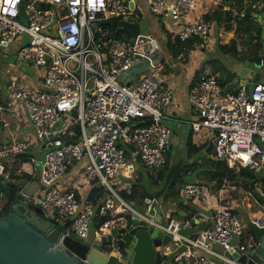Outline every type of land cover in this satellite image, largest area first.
<instances>
[{
    "label": "built area",
    "instance_id": "2783aa9c",
    "mask_svg": "<svg viewBox=\"0 0 264 264\" xmlns=\"http://www.w3.org/2000/svg\"><path fill=\"white\" fill-rule=\"evenodd\" d=\"M152 13L170 17L178 28L173 38L196 39L195 45L209 47L214 30V18L199 14L193 20L187 15L197 0H145ZM134 0H0V48H8L19 32H26L30 41L20 46L18 58L33 64L40 83L31 88L24 81L6 85L8 98L0 101V110L16 109L23 101L28 118L35 129V140L44 153L39 160L40 190L24 193L28 200L40 205L46 213L61 222L71 219L68 233L81 238L90 234L89 226L97 213L91 198L83 203L79 187L61 186L62 176L77 167L87 183L96 182L118 198L99 206L108 217L128 209V204L115 189L119 177L132 187L137 161L157 175L166 165L172 129L163 122L164 109L171 103L174 91L165 84L164 61L157 57L148 37L140 33L121 38L114 34L106 19L138 17ZM244 15V11H241ZM25 17L27 22H22ZM184 18V22L181 19ZM21 41V40H20ZM147 63L148 72L136 82H128L135 64ZM264 68V56L260 58ZM77 71L79 74H77ZM189 102L195 117L189 122L192 131H211L210 158L224 161L235 172L254 166H264V149L256 139L264 141V82L258 81L253 90L240 85L227 91L218 77L209 74L194 82L189 90ZM152 119L140 124L144 118ZM0 120H4L0 117ZM31 139H17L0 149L3 159L13 163L18 154L25 153ZM1 170L4 164L0 163ZM9 178V177H8ZM226 183L211 191L210 183L184 181L179 186L183 201L202 200L201 209L192 217L181 219L169 206L168 220L162 227L171 234L165 249L173 253V262L182 264H216L208 255L217 257L220 264L230 260L224 251L233 247L236 236L244 234V226L234 207L225 203ZM254 188L261 190L257 182ZM23 192V188L20 189ZM128 190V191H129ZM251 190H245L251 194ZM2 200L0 199V205ZM211 209V222L191 235L180 233L181 228L195 225V218L207 216L203 208ZM49 210V212L47 211ZM140 216L149 223L160 225L153 217ZM264 227V215H248L247 223ZM111 220L102 224L109 229ZM257 239L239 243L241 250L255 247ZM213 244L221 246L222 251ZM182 246H184L182 248Z\"/></svg>",
    "mask_w": 264,
    "mask_h": 264
},
{
    "label": "water",
    "instance_id": "95a60500",
    "mask_svg": "<svg viewBox=\"0 0 264 264\" xmlns=\"http://www.w3.org/2000/svg\"><path fill=\"white\" fill-rule=\"evenodd\" d=\"M245 15L252 16L261 25L264 24V11H252L250 6L245 8ZM105 25H120L134 41L140 33L136 21L106 19ZM260 42L264 48V27L261 29ZM261 55L250 57L236 63L240 84L253 90L258 81L264 82V68L260 66ZM152 119H148L151 121ZM0 145V149H1ZM4 159L0 154V163ZM250 174V182H260L261 190L252 188L251 195L264 207V166L257 169L254 166L245 168ZM36 182L38 176H34ZM14 179L5 176L0 167V199L2 200V186H14ZM22 187V186H21ZM23 188V187H22ZM29 185L19 190V196L10 210L0 216V264H182L173 262L171 252L165 247L169 243L171 234L162 225L168 220L164 217V205L169 197L168 192L155 197L147 192L141 207L130 205L124 211H118L108 217L101 213L94 227L96 230L90 238H81L74 233H68L70 218L61 222L46 213L38 204L30 202L24 194H34ZM1 207V206H0ZM140 213L153 217L160 225L149 223ZM206 221L200 223L195 219V225L181 228L180 233L191 235L198 230L205 229L211 222V209H206ZM111 220L109 229H103L102 224ZM249 230L257 238L255 247L241 250L234 244L224 254L232 261L223 264H264V227L252 222L247 223Z\"/></svg>",
    "mask_w": 264,
    "mask_h": 264
},
{
    "label": "crops",
    "instance_id": "0c3cea01",
    "mask_svg": "<svg viewBox=\"0 0 264 264\" xmlns=\"http://www.w3.org/2000/svg\"><path fill=\"white\" fill-rule=\"evenodd\" d=\"M134 1L136 12L138 13V18H141L143 15L147 17V28H151V32L154 33V37L159 48L156 55L164 61L163 72L165 74V84L170 86L174 91V96L171 103L164 109L165 117L163 118V122L170 126L172 129L169 142V150L167 153L169 156V164L167 167L164 166L165 168L160 178L157 179L158 181H164V186L166 185L163 193H169L167 203L164 205V217L167 218L166 216L170 208L169 206H173V209H176L175 212L172 209V213L177 212L179 216H187L189 215L191 210L194 209L197 212V209H201V206L198 205L196 202L183 201L181 200L179 195L178 197H176L175 194H172V192H176V188L179 187L184 181L199 180L202 182L210 183V181H207L206 177L208 176L209 169L214 166L211 162L213 159H211L209 156V153L211 151V146L209 143L211 131L207 129H202L199 132H193L191 123L189 122L196 115L195 109L189 102L188 98L190 87L198 79L202 78L203 76L209 75V69H211L210 67L212 66V69L215 72L221 69H225L227 71L232 72L233 74L236 73L235 75L232 74L233 79L231 81L233 85L232 91L236 90L241 85L238 73L235 70L236 63L242 61L245 58H248H242L241 55L243 56V54H247L250 51H245L244 48H241L243 44L242 41H239L240 44L238 43L239 52L237 54L225 52L223 49H221L219 47L220 44L229 43L230 40L236 36L237 23L236 21H233L232 27L230 29H226L223 26V22H217L216 20H214V30L211 34L212 39L211 45L209 47H201L196 44L194 45V48H191L187 52L186 55L183 53L173 55L167 47V35L168 33H171L170 29L168 28L169 24L166 26L164 25V22L166 23L169 21L170 23H172L173 20L170 17H166V21H164L163 19L162 22L159 16L155 15V13H152L149 10L145 0ZM263 3L264 2L260 0L254 2V6L256 5L257 8H259L263 5ZM247 6L250 5L244 6L242 11H245V8ZM216 8H219L221 10H228L232 8L235 9L236 12V8H238V6L236 5V0H197L195 9L187 15V19L193 20L197 15L206 14L209 10H214ZM136 22L138 23V21ZM139 32H141V29ZM171 38L173 39L172 36ZM14 44H18L19 46H21V41L16 40L8 48H1V50L4 51L11 48L14 49ZM221 56H223V58L230 59L229 61L222 62ZM219 65H221V69L215 68V66L218 67ZM148 70L149 68L147 67V63L135 64L127 76L129 78L128 82L131 80L133 81L131 83L136 82L138 80L136 79V76L140 72H142L143 75L144 73H146L145 71L148 72ZM34 80V84L38 85L40 83V79L38 77H35ZM219 81L223 84L222 78H219ZM5 89L6 86L4 82L0 80V101L3 104L6 103L8 98V94L6 93ZM0 117L4 118V120H0V145L2 146L1 148L10 146L17 139H31L33 141L30 145V148L25 152L27 155L26 160L24 161H27L25 162L26 164H30L28 166V169L24 165L22 166L21 163L23 161H21V159L19 158V154L16 156L14 166L15 168L20 169L16 170V173L19 174V178L14 179V181L16 182V184L22 186L23 188L29 185L30 191L38 192L42 187V184L40 182V179L38 182H36L34 180V176L39 177L37 165L39 164V160L43 156L44 150L35 140V129L29 121L28 112L23 101H18L16 103V109L14 111L6 108L0 110ZM190 145L193 147H197L198 150L190 151ZM17 165H19L20 167H16ZM180 165H182V167L184 165L186 166L184 167V170H181L179 182L173 187H168L169 182L167 181L171 179V176H173L175 173L174 170L177 169V167ZM23 173L30 174L31 178H23L21 176ZM169 173L172 174L170 175ZM145 176H148L147 170L142 164V162L138 160L136 163V170L133 173L132 182L133 184L135 182L138 184L137 189L139 190L140 194L145 188L144 184L141 183ZM60 183L66 187H79V190L82 194V203L87 198H91L89 196L91 194V190L94 185H97L96 182L87 183L86 180H84L82 176L77 173V167L69 168L67 172L62 176ZM210 186L211 191H213L212 183H210ZM239 186V184L238 186L235 184H231L230 188L237 189V187ZM159 190L150 193H153L155 196ZM104 192L105 193H103L101 195V198H99L97 201L91 198L95 203L96 207L103 205L106 199L110 198L109 193H111V196L114 195V193L106 190H104ZM115 202L118 203V200ZM126 202L132 206H134L135 204L134 200H129ZM2 204L3 201L1 202V205ZM205 210L206 209L204 207L203 211ZM234 210L237 212V209L235 207ZM196 212H194V214ZM199 220L200 223L206 221L204 216H199ZM165 223L166 222H164V224ZM95 230L96 228L94 227V231ZM254 237V234L249 230L248 240ZM244 241L246 240H244L243 235L236 236L233 243L239 244ZM213 246L216 250L220 252L222 251L221 246H215V244H213ZM183 247L184 246H182V248Z\"/></svg>",
    "mask_w": 264,
    "mask_h": 264
},
{
    "label": "trees",
    "instance_id": "16d2710c",
    "mask_svg": "<svg viewBox=\"0 0 264 264\" xmlns=\"http://www.w3.org/2000/svg\"><path fill=\"white\" fill-rule=\"evenodd\" d=\"M260 0H250V1H245V0H236V5L238 8L235 9H228V10H221L219 8L214 9L211 13H208L206 15L207 18H214L217 22H223V26L226 29H230L232 27V22L236 21L237 27H236V36L230 40L229 43L226 44H220L219 47L223 49L225 52H230L232 54H237L239 52L238 45L240 44L239 41H242V45L244 46L243 48L245 51H250L252 53V58H255L257 54V48L262 47V43L260 42V36H261V29L264 27V24L261 25L258 21L254 20L251 16L247 15H241V11L243 10L244 6L250 5L252 10L262 12L264 11V3L261 7L257 8V6H254V2H257ZM264 2V0H262ZM245 13V11H244ZM113 29L115 36L121 37V38H128L129 34L126 30H124L122 27H117V26H109ZM171 33H168V41H167V47L168 50L173 54H187V52L191 49L194 48L195 41L194 38L192 39H187V40H180L178 38H171ZM239 43V44H238ZM247 45V48L246 46ZM241 57H248L247 54L241 55ZM147 117L144 118L140 124H146L147 123ZM190 151L193 150H198L197 147H193L190 145L189 147ZM26 153L19 154V158L21 161L26 160ZM212 159V158H211ZM214 166H212L209 171H208V176L206 177L207 181H210L212 183V188L213 189H218L220 188L223 184L231 185V184H239L243 186L245 190H250L254 187L255 184L250 182V174L246 171V169H240L239 171H234L232 168H230L224 161H218V160H212L211 161ZM4 164V170L8 172V177L11 179H18L19 174L16 173V168L13 163H9L5 161ZM169 164V156H167V162H166V167ZM186 165L182 167V165L178 166L177 169H175V173L173 176H171V179H169L167 182H169L168 187H173L175 186L180 179L181 176V170H184ZM165 167L161 168L157 175H154L150 173L147 170L148 177L157 181L158 178H160L163 170ZM182 168V169H181ZM173 171V172H174ZM172 172V173H173ZM172 173H169L170 175ZM25 179H30L31 175L23 173L21 175ZM264 179V178H263ZM240 182V183H239ZM137 183L135 182L131 189L128 191L127 189H122L119 191V195L126 201L129 200H134L139 198L140 201H144V198L146 196V190L145 188L143 189V192L140 194L139 190L137 189ZM165 186H163L155 196H159L163 193L165 190ZM22 187L19 186L18 184H15L14 186H2V191L3 196H2V201L3 204L0 207V216L6 214L12 204L15 202L16 198L19 196L18 192ZM179 187L176 188V192L173 191L172 194H175L176 197H178ZM105 193L103 188L94 185L91 194L89 195L91 198H93L95 201H97L99 198H101V195ZM194 212L196 210H191L189 215L187 216H179L178 213L176 212L175 214L178 217L182 218H187V217H192ZM100 215L99 212V206L97 207V213L95 215V220H98V217Z\"/></svg>",
    "mask_w": 264,
    "mask_h": 264
},
{
    "label": "rangeland",
    "instance_id": "374dc122",
    "mask_svg": "<svg viewBox=\"0 0 264 264\" xmlns=\"http://www.w3.org/2000/svg\"><path fill=\"white\" fill-rule=\"evenodd\" d=\"M155 15L159 16L161 18L162 22H163V19H164V21H166L165 15L160 14V13H158V14L156 13ZM130 18L134 19L135 21H138V24H139L140 29H141V32H140L141 36L148 37L152 41L154 47L156 48L157 43H156V40L154 37V33L151 32V28H147V26H148L147 25V17L145 15H143L141 18H138V17H130ZM184 21H185L184 18H182L181 22H184ZM22 22H24V23L27 22L25 17H22ZM168 24H169L168 28L172 31H174L175 29L178 28V24H175V21H172V23H170L169 21L166 23L164 22L165 26ZM117 27H121V26L117 25ZM16 39H20L21 40V46H25L29 43L30 36L26 32H19ZM14 45H15L14 49L11 48V49L2 51L0 48V80L4 82L5 86L8 83L7 81H9V82L10 81H15V82L24 81L31 88H33L36 86V84H34L33 81H35L34 79H35V77H37L36 71H34V69L32 68L33 64L28 59L20 60L18 58V55H19L18 51H19L20 46L18 44H14ZM245 46L247 48V45H245ZM241 48L243 49V45ZM256 51H257L256 56L257 55L264 56V48L259 47V48H257ZM247 55H248V57L252 58L251 52H248ZM221 58H222V62L229 61V59H230V58H223V56H221ZM210 68H211V69H209L210 74L212 73L213 75L217 76L218 79L222 78L224 88L227 91H232L233 85H232L231 81L233 79L232 78L233 75H235L236 73L233 74L230 71H227L225 69H221V65H219L218 67L215 66V68L221 69L217 72L213 71L212 66ZM145 72H147V71H145ZM77 74H79L78 71H77ZM141 76H142V72H140L136 76V79H139ZM129 82H133V81L131 80ZM236 90H233V91H236ZM256 140L259 143L260 147L264 149V141L262 142L259 139H256ZM25 162H27V161H23L21 164H22V166L24 165L28 169V166L30 164L29 163L26 164ZM19 165H17L16 167H18ZM37 168H38V172L40 173V165L39 164L37 165ZM17 169L18 168H16V170ZM125 179L126 180H132V177H126ZM111 180H116V185H115L116 190H119L120 188L129 190V188L125 185V181L120 180L119 177L110 178V181ZM260 180L264 181L263 178H261ZM141 183L144 184L146 192H156L157 190L161 189L164 186V181H162V180L155 181V180L149 178L148 176H145ZM132 185H133V182H132ZM235 185L238 186V184H235ZM61 186H63V185H61ZM226 189H227V192H225V200L224 201L227 205L233 206L237 209V212H236L237 217L239 218V220L242 222V224L244 226L246 225V227H244L243 236H244V240L247 241L249 238V227L247 225V217H248V215L263 216L264 215V207L251 194H246L244 191L245 189L241 185L239 187H237V189L236 188H230V185H226ZM109 194H110V198H112L114 201L118 200V198L116 197L115 194L113 196H111V193H109ZM229 195H230V197H229ZM194 202L202 203V200H195ZM134 203H135L134 207H141L143 205V201H140L139 198L134 199ZM47 211L49 212V210H47ZM173 211L175 212L176 209L174 208ZM174 216H177V215L174 213ZM166 217H168V214ZM179 218L184 219L182 217H179ZM95 222H96L95 218H93V220L90 222V226H89L90 234H89L88 238H90V236H92V233L94 231L93 225ZM216 245L217 244H215V246ZM217 246H219V245H217ZM171 255L173 256V253ZM208 257L212 262H214L216 264H220V261L217 257H215L211 254H209Z\"/></svg>",
    "mask_w": 264,
    "mask_h": 264
},
{
    "label": "flooded vegetation",
    "instance_id": "af4514ba",
    "mask_svg": "<svg viewBox=\"0 0 264 264\" xmlns=\"http://www.w3.org/2000/svg\"><path fill=\"white\" fill-rule=\"evenodd\" d=\"M264 182V181H263Z\"/></svg>",
    "mask_w": 264,
    "mask_h": 264
}]
</instances>
